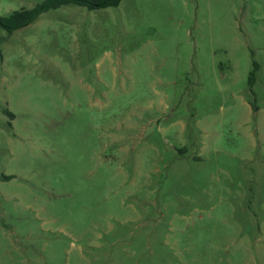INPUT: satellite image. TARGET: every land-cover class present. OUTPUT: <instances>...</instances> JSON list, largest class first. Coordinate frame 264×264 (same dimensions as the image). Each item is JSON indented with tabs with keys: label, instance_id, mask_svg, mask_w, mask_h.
I'll use <instances>...</instances> for the list:
<instances>
[{
	"label": "rangeland",
	"instance_id": "1",
	"mask_svg": "<svg viewBox=\"0 0 264 264\" xmlns=\"http://www.w3.org/2000/svg\"><path fill=\"white\" fill-rule=\"evenodd\" d=\"M0 264H264V0L0 27Z\"/></svg>",
	"mask_w": 264,
	"mask_h": 264
},
{
	"label": "trees",
	"instance_id": "2",
	"mask_svg": "<svg viewBox=\"0 0 264 264\" xmlns=\"http://www.w3.org/2000/svg\"><path fill=\"white\" fill-rule=\"evenodd\" d=\"M122 0H44L31 9H22L13 12L8 17H0V27L9 34L28 27L36 22L44 13L60 9L63 6L74 4L89 10L115 8L121 4ZM252 81V79H250Z\"/></svg>",
	"mask_w": 264,
	"mask_h": 264
}]
</instances>
